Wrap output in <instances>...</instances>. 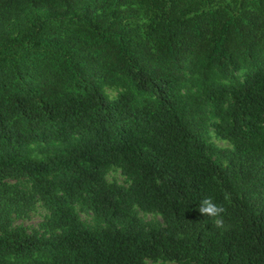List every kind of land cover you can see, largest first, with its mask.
Segmentation results:
<instances>
[{
  "label": "trees",
  "instance_id": "16d2710c",
  "mask_svg": "<svg viewBox=\"0 0 264 264\" xmlns=\"http://www.w3.org/2000/svg\"><path fill=\"white\" fill-rule=\"evenodd\" d=\"M13 18L0 197L33 201L6 181L27 179L58 231L0 233V264H264V0H0V21ZM114 166L129 186L108 183ZM206 197L226 208L222 226L200 213ZM6 215L0 198V227Z\"/></svg>",
  "mask_w": 264,
  "mask_h": 264
},
{
  "label": "rangeland",
  "instance_id": "374dc122",
  "mask_svg": "<svg viewBox=\"0 0 264 264\" xmlns=\"http://www.w3.org/2000/svg\"><path fill=\"white\" fill-rule=\"evenodd\" d=\"M17 18H13L7 21H0V29L3 27H8V29L14 28L16 25ZM238 76L243 77V74H239ZM123 90L122 87L117 85H105L104 91L110 98L117 97L120 92ZM210 140L216 143L220 147L231 146L229 141L220 137L214 128H211ZM35 157H44L45 154L39 150L33 153ZM213 159L217 162L227 165L228 161L218 155L213 154ZM108 183H113L117 181L123 185L129 186L131 181L123 174L120 167L114 166L112 167L107 175H106ZM6 181L11 185V195L17 196L19 190H26L27 193L32 197L33 201L26 202L24 199L18 203L13 202H4L3 197H0L3 201V206L6 207L7 210V223L5 226L0 227V233H5L8 231H24L29 234H35L42 236L44 238H49L52 236L54 231H58V229L54 228L50 224L47 223L51 216V212L46 206L45 202L38 196L33 193V189L31 187L30 182L27 179H17L13 176H7ZM76 210L80 214L83 221L88 226L97 225V219L95 218L94 213L91 210L84 209L82 205L77 204ZM138 214L147 222L156 221L161 225L166 226V222L158 212H146L137 208ZM147 261L150 263H158V264H200L194 258L187 259H165L164 254H160L158 256H153L147 258Z\"/></svg>",
  "mask_w": 264,
  "mask_h": 264
},
{
  "label": "clouds",
  "instance_id": "9594fccd",
  "mask_svg": "<svg viewBox=\"0 0 264 264\" xmlns=\"http://www.w3.org/2000/svg\"><path fill=\"white\" fill-rule=\"evenodd\" d=\"M200 213L217 218L215 223L218 227L222 226L221 215L226 212V208L222 204H217L211 197L204 198L199 205Z\"/></svg>",
  "mask_w": 264,
  "mask_h": 264
}]
</instances>
